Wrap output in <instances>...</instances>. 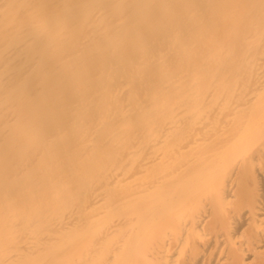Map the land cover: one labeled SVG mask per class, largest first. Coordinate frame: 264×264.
<instances>
[{
	"label": "bare ground",
	"instance_id": "obj_1",
	"mask_svg": "<svg viewBox=\"0 0 264 264\" xmlns=\"http://www.w3.org/2000/svg\"><path fill=\"white\" fill-rule=\"evenodd\" d=\"M0 264H264V0H0Z\"/></svg>",
	"mask_w": 264,
	"mask_h": 264
}]
</instances>
